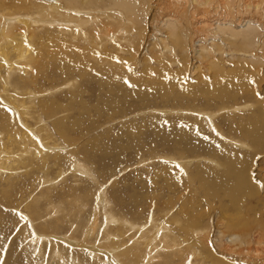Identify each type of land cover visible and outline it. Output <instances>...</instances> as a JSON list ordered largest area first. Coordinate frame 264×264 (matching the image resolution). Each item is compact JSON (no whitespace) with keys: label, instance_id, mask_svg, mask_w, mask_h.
I'll use <instances>...</instances> for the list:
<instances>
[{"label":"rangeland","instance_id":"rangeland-1","mask_svg":"<svg viewBox=\"0 0 264 264\" xmlns=\"http://www.w3.org/2000/svg\"><path fill=\"white\" fill-rule=\"evenodd\" d=\"M257 1L263 8L264 0H230L225 3L228 5L223 10L213 1L215 6L214 9H210L211 11H207L205 6L206 11L203 7L193 12L188 7L192 4L190 0H152L150 18L144 17L147 29L144 39L140 40L134 35L125 36L126 40H131L130 45L126 46L116 42V35H111L98 49L93 50V53L91 49L94 47L81 42L80 38L73 37L71 32L59 33L54 28L37 30L38 37L43 39L41 42L33 43L34 50L40 49L41 57L37 63H30L28 69L27 65L25 66L18 59L16 65L19 68L15 67L10 74L9 85L3 87L0 81V107L3 109L0 131L4 135L11 132L10 123L5 115L19 119L16 107L8 100V96L14 95L12 99L18 103L28 94L29 89L32 90L33 95L37 94L36 97L41 99V102H50V106L49 102L46 104L42 102L43 107L46 108L45 112L38 111L45 125L49 127L50 136L54 137L47 149L51 157L47 159V167L40 171L36 170L39 167L38 159L36 161L28 158L30 161L27 164L28 169L24 170L25 165L22 162L15 161L16 164H13L16 169H22L17 176L10 175L8 169L0 174V264H58L51 262L52 254H62L67 263L81 260V264L92 262L97 264L100 260L102 264H110L113 260L116 264L121 262L128 264L122 257L115 259L112 254L114 251L99 246L102 241L97 244V238L102 236L101 238L104 239L107 235L106 231L103 235H99L100 230H104L101 216L96 215L99 223L94 226V234L84 236L83 231L89 225V220L97 210L100 211V208L94 207L100 191L106 192L110 211L125 216L137 227L143 228L141 232L140 229L135 228L133 230L135 235L130 232L129 240H141L140 238L143 241L151 240V234L156 232L157 225L161 222L173 231L177 229L175 221L173 222L174 217L182 220L186 218V214L200 211L202 221L200 227L206 228V235L210 236L200 241L206 247L205 252L199 249L201 256L199 254V256H191L193 261L190 264H202L201 261L204 262L203 264H211L208 256L212 254L217 260L223 261L222 264L226 262L264 264V238H262L264 232L256 233L258 224H254L249 232L251 235L248 236V246L243 243V236L238 238L244 247L240 249L230 247V242L233 241L229 235L235 231L227 226L228 218L230 216L238 218L239 210L242 209L258 212L261 215L259 222L264 224V145L256 135L238 132L240 128L242 130L252 128L258 132L264 130V72H262L264 71V27L260 26L257 30L259 46L248 47L250 50L246 49V52L240 48L241 38L238 35H233L230 30L225 32L226 29H223L224 31L215 29L218 20L224 23L226 19H232L234 27L239 28L247 18L255 14L258 16L255 18H261L260 23L264 24V14L262 13V17L257 15L252 6ZM41 2L43 0H38L37 3ZM50 2L57 0H44V3ZM167 2L170 3L167 5ZM246 3L251 7L245 8ZM98 4L101 8L98 6L99 11L93 13L98 12L99 23L106 12L117 16V13L112 12L110 8L102 9L105 8V0H101ZM60 5L65 8L63 2ZM5 6H9L14 13L19 12L16 0H0L2 12ZM179 7L181 8L178 10L184 9V12L182 11L184 16L182 24H184L177 34L187 45L186 54L176 46L175 38L167 36L164 27L167 18L173 17V9ZM216 8L223 16H217ZM89 10L92 11L93 8ZM2 12H0V20L5 22ZM34 17L32 16L33 19ZM123 20L124 24L130 25L131 20L126 16ZM205 21L208 26L206 25L207 28L204 26L202 30L200 24ZM122 24L115 25L117 27L114 26L113 31L118 32L122 28L118 26ZM0 27L4 28L1 24ZM82 31L86 33V26ZM120 33L117 37H121ZM210 37L214 38L216 46H212ZM160 38H163V41ZM20 41L25 48L26 38ZM60 42L71 46V51L79 48L71 58L72 61L71 59L69 62L58 61V56L54 55L56 59L51 56L58 51L63 52ZM203 44L209 48L212 55L206 57V60L205 57L200 59L196 56L197 51L204 48ZM251 58L258 64L253 65L251 60L247 61ZM38 64L41 70L37 68ZM0 67V80H6L8 68L6 65ZM36 68L38 72H35ZM25 73L31 76L38 75L35 83L37 87L31 88V84L26 85L20 80L21 77L26 76ZM116 92L117 97L119 93L132 94L129 99L121 103L118 100L117 105H112L113 108L120 110L112 112L111 105L106 104L101 95L108 94L109 99H112ZM26 122L21 120L22 126L17 121L18 126L14 128L12 134L16 137L15 130L19 131L24 127L26 130L23 129L20 133H27L28 136H24L25 141L33 139L37 142L36 121L28 118ZM155 122L162 123L167 131H171V141L154 142L149 138ZM176 129L187 135L190 134L189 137L191 135L193 138L201 137L199 140L198 138L193 140L191 149L186 151L185 144L179 142V135L173 133ZM33 134L37 136L31 137L30 135ZM65 134L66 140H63L61 135L65 136ZM241 144H244L243 147ZM38 145L37 149L42 151L43 147ZM117 147L118 152L115 151ZM16 148L12 145L10 149L15 152ZM98 148L100 151L108 149L111 153L101 154L97 152ZM217 148L225 149L232 157L238 155L237 160L240 158V161L244 162L236 163V166L245 171L246 176L250 178L244 192L239 196L240 209L231 203L230 196L225 195L224 188H213L217 183L218 175L229 169L227 165L229 161L214 151ZM32 150L36 152L34 148ZM91 154L96 155L87 156ZM72 156L78 162L82 161L81 164L90 170L91 175L85 176L73 169ZM247 165L250 167L247 168ZM9 176L14 185L5 188L4 180ZM41 177L51 179V184L48 186V182L46 184L40 180ZM229 181L230 176L223 177L221 185L224 186ZM23 185L26 186L23 188ZM40 190L55 191L51 192V202L41 196ZM80 196L81 199L85 198L87 205L85 204L86 206L82 207L79 213L77 208L74 210L72 208L75 201L81 200ZM56 205L57 207L61 205L62 208L58 209H63L66 213L58 212ZM28 206L31 208L27 209ZM52 206L57 210L54 211ZM33 208L36 212L28 214ZM73 211L76 215L72 214ZM49 212L51 215H47ZM204 212L208 214L205 215ZM78 216L81 217L79 224L82 225L83 231H80L81 228L78 226ZM253 217L255 223L254 214ZM151 219L155 222L150 223ZM137 229L138 232L135 233ZM75 230L77 232H74ZM33 238H37L38 243L30 242ZM40 240L43 241L39 243ZM93 240L95 244L92 243ZM107 242L108 240L104 239L103 243ZM33 245L41 248L40 255H32ZM144 246H139L136 256L140 264L163 262L162 258H159L160 253L157 252L160 250L159 247L148 245L147 248L145 244ZM85 248L95 249L99 258L89 259ZM146 250H150V253ZM78 253L83 254L84 257ZM138 257L141 259L139 260ZM149 258L150 263L147 261ZM174 261L177 264L181 259Z\"/></svg>","mask_w":264,"mask_h":264},{"label":"bare ground","instance_id":"bare-ground-1","mask_svg":"<svg viewBox=\"0 0 264 264\" xmlns=\"http://www.w3.org/2000/svg\"><path fill=\"white\" fill-rule=\"evenodd\" d=\"M60 1L65 4V8L61 7ZM100 1L101 0H57V2L44 3V0H43V2L37 3L38 0H16V7L19 8L18 13L12 12V10L9 6H5V9H3L4 10L3 12H2V10H0V12H2V18H4V20H5V22H2L0 20V24L4 27V28L0 27V63H1L0 65H2V66L6 65L8 68V70L6 72V80H0L1 83L3 84V87H7L9 85L8 84V82H9L8 78L10 77V74L13 72L14 68L15 67L19 68V66L16 65V62L18 59H20L22 61V63L25 64V66L27 65L26 68L29 69V64L32 62H34L36 64L37 61L39 60V58L41 57L40 49L34 50L33 43L36 41L41 42L43 40L40 37H38V32H37V30H40L42 28H46V29L54 28L59 33L71 32L73 34V37L80 38L81 42H83L86 45H89L91 47H94V49H91L92 53H93V50L98 49V47L101 45V43L105 42L108 39V37L111 35H116V37H115L116 42L119 44H124L126 46L130 45L131 40H129V41L126 40L125 36L130 37V36L134 35V36H136V38L139 37L138 39H140V40L145 38V35H147V29H146V26L144 24V17L146 16V17L150 18L149 14H150V11L152 8L151 7V3H152L151 1L152 0H140V1H137V0H105V3H106L105 8H102V9L110 8V10L112 12H114L115 14L117 13V16L114 14H109L106 12V13H104L105 17L99 23L98 12L96 14L93 12L96 10L99 11V9H97V7L99 6L98 3ZM182 1H184V0H182ZM190 1L193 5L190 4L188 6L189 10L195 12L196 9L203 8L205 6H207V11L210 9L212 10V9H214L216 2H217L216 5L218 7L220 6V8L223 10V9L227 8V5H228V4L226 5L225 3L229 2L230 0H217V1H215V0H190ZM213 1L215 2V4ZM157 2H159V1H157ZM169 3L167 2V5ZM177 3H178V1L176 2V4ZM158 4H160V2ZM171 4H173V2ZM167 5H166V7H168ZM159 6H161V5H159ZM252 6H253V9H255V13H257V15L262 17L264 14V7L261 8L260 3L258 1L255 2ZM182 7H186V6H182ZM250 7H251L250 4L246 3L245 8L248 9ZM91 8H93L92 11L89 10ZM180 8L181 7L173 9V12H172L173 17L170 19L167 18V22L165 23L164 27H165L167 36L175 38L176 41L175 40L174 41L176 43V46L179 48V50L181 49V51L184 54H186V52H187L186 46L187 45H186L185 41H182L184 39L182 38V40H181V38L177 34L178 30H181L182 26L184 24V23L182 24V20L184 18L182 11L184 12V9L182 11L178 10ZM217 8L215 9L216 11H217ZM205 9H206V7L204 8V10ZM100 12H102V11L100 10ZM212 12H214V11H212ZM219 12H220V10L218 9V11H217L218 17L220 15H222ZM212 15H214V14H212ZM32 16H35L34 19L32 18ZM100 16H101V14H100ZM125 16L131 20V23L129 26L127 24L123 23L124 22L123 19ZM249 16H250V14H249ZM88 17H91V18L88 19ZM255 17H258V16H256V14H255V16L253 15V16L247 18L242 23V25L239 26V28L234 27L233 21H231L232 19L231 20L230 19H226V20L223 19V20H225L224 23H221V21L219 22V20H218L215 29H218L219 31H220V29H222V30L226 29L225 32L230 30L231 31L230 33H232L233 35H238L241 38L240 48L245 51L246 49H248V47L252 48L253 46L255 47L258 45V41H257L258 31L257 30H259L258 28L260 26L264 27V24H262V22L260 23L261 18L259 19V18H255ZM215 19H216V17H215ZM238 21H240V20H238ZM238 23H240V22H238ZM255 23H257L258 25ZM93 24H95V25H93ZM118 24H122V25L118 26L119 28L120 27H122V28L118 32L115 33L113 31V27L115 25H118ZM206 25H207L206 21L204 23H202V25L200 24V27L202 28V30H203L204 26L206 27ZM85 26L87 28L86 33H84L82 31V28ZM115 27H117V26H115ZM211 27H212V25H211ZM118 33H120L121 37H117ZM180 36H182V35H180ZM22 38H26V41H25L26 47L25 48H24L23 42L20 41ZM160 39L162 40L163 38H160ZM160 39H158V40H160ZM209 39H210L213 47L217 45L213 37H210ZM136 41H137V39H136ZM141 42L143 43L144 41H141ZM141 42H139V44ZM231 43H233V42H231ZM61 44L63 46V52L58 51L55 54H52L51 56H53L55 59L58 56L59 57L58 61L64 60L65 62L66 61L69 62L70 61L69 59L74 57V55L78 51L77 49H79V48L72 49V51H71V46H69L67 44H63V43H61ZM203 46H204V48H200L197 51L196 56L200 59H202V57H205V60H206V57H209V55L210 56H212V55L210 53L209 48L207 46H205L204 44H203ZM22 48H24V49H22ZM166 48H167V46H166ZM248 50H250V49H248ZM235 58H237V57H235ZM242 58L244 59V57H242ZM242 58H240V60ZM253 58L247 59V61L249 60L248 62H250V60H251V63L253 62L252 63L253 65H254V63L257 65L258 63L256 62L255 59H254L255 60V62H254ZM232 59H234V57H232ZM71 61H72V59H71ZM251 63H250V65H252ZM37 68H39L41 70V67L39 66V64H38ZM37 68H36L35 72H38ZM262 72H264V71L262 70ZM25 75L26 76L21 77L20 80L25 82L26 85H27V83L31 84L32 85V86H30L31 88L37 87V84H35V83L37 81L38 75L35 74V75L31 76L27 73H25ZM1 83H0V85H1ZM136 88H138V87H136ZM223 92L224 91H222L221 94H223ZM27 93L28 94L25 97L23 96L24 99H22L21 102H18V103H15L14 100L12 99L14 97V95L8 96V100L16 107L17 116L19 119L10 118V117L5 115V118L10 123L11 132L4 135L0 131V146H1L0 147L1 148V150H0V152H1V155H0V174L4 173L5 169H8L9 170L8 173L10 175H12V176L16 175L17 176L18 173H20V171L22 169H19V168L16 169V167L13 166V164H16L17 162H22L25 165L24 170L28 169L29 166L27 164L30 162L28 158L36 159V161L38 159L39 167H37L36 170L40 171L41 169H44L47 167V159L49 157H51V155L47 152V149H48V145H50L52 143L50 141H53L54 137L50 136L49 127L47 125H45V123L43 122V119L41 118L39 111H38V110L43 111V112L46 111V110H44V109H46L45 106L43 107V104H42V102H45V101L41 102L40 101L41 99L39 100L37 98L38 95L37 94L33 95L34 92L30 89ZM125 93H126L125 95H124V93H122V94L119 93V96L117 97L118 94L116 92V94L113 96L114 98H112V99H109L108 94H104V95L102 94L101 97L106 104H109L112 107V105H117L118 100L121 103L123 100L129 99L130 94H132L130 92H125ZM15 97H17V96H15ZM72 97H74V96H72ZM47 102H49V101H47ZM47 102H45V104ZM49 106H50V102H49ZM83 107H84V105H83ZM243 109H245V108H243ZM110 110L112 112L120 111L119 108H115V107L110 108ZM2 111H3V109L0 107V122L1 123H3V115L1 113ZM70 113H71V111H70ZM23 117H24V119H23ZM28 118L36 121L35 122L37 124L36 129H38V140H36L37 142H35L33 139L26 142L24 139V136L27 135V133L26 134L20 133L21 131H23V129H25L24 127H22L23 125L21 124V120H24V123H27L26 121H28ZM17 121L22 125L21 127L23 129H19V131H18V129H16L15 131L17 132V134L15 137L14 134H12V132H13L14 128L18 126ZM195 122H193V123H195ZM57 125H55V126H57ZM211 129H213V128H211ZM194 130H192V131L194 132ZM175 131H177V132H175ZM175 131H173V133H176L179 135V142H183L185 144V150L186 151H189L191 149V143L193 140H195L197 138L199 140V137H201V136H199V137L196 136L193 138V137H191L192 135L189 137V135H190L189 133H188L189 135H187L180 130L176 129ZM238 132H240V133H251L253 135H256L258 138H260L261 144L264 145V130H261V132H258L252 128H245L244 130H242V128H240V129H238ZM171 134H172L171 131H167V128L165 125H163L162 123H159V122H155V123H153L152 130L149 133V138L154 142H157V140L171 141V139H170ZM11 136H13V137H11ZM30 136L35 138L37 135L33 134ZM193 136H194V134H193ZM61 137L63 140H66V134H65V136L61 135ZM203 139H204V137H203ZM37 143L41 147L44 148V149L43 148L41 149L42 151H39L37 149V147H36L38 145ZM70 143H73V142L70 141ZM7 144H9V145L7 146ZM17 144H19V145H17ZM12 145L17 147L16 148L17 151L14 152L13 151L14 148L10 149ZM211 145H212V147H214L213 144H211ZM243 145L244 144H241L242 147H243ZM209 146H210V144H209ZM73 147H75V146H73ZM85 147H86V145H85ZM33 148L36 151L35 153H34V150H32ZM87 151H89V150H87ZM115 151L118 152L119 148L117 147ZM209 151L212 152V150H210V149H209ZM214 151L217 152L221 157H223V159H226L229 161V163L227 164V165H229V169H228V171H225V173L218 175L219 177H217V183L214 185L213 188L214 189H219L221 187L224 188L225 195L227 197L230 196L231 203L240 209L241 206H240V202H239V196H241L242 193L244 192L245 186L247 185V182L249 181L250 178H248V176H246L245 171L240 170V168L236 166L237 162H242V161H240V158H239V160H237L238 155H236V156L233 155L234 157H232L230 152L226 151L223 148H217V149H214ZM97 152H99V153L101 152V154H108L110 151L108 149L107 150L104 149L103 151H100V149H99ZM54 153L56 154L57 152H54ZM90 153H88V154H90ZM16 154H18L19 157ZM77 154H79V151ZM83 155H86V153H83ZM95 155L96 154H91V155H87V156H95ZM83 157H86V156H83ZM73 158H75V157L72 156V159ZM15 161H16V163H15ZM100 161L102 163V159H100ZM84 162L85 161H83V163ZM81 163H82V161L78 162L76 159H73L72 160V168L77 170V171H80L85 176L91 175L90 170L88 168H86L85 165H83ZM243 163L244 162H242V164ZM86 166H88V165L86 164ZM248 167H250V166L247 165V168ZM247 168H246V170H247ZM31 170H33V168ZM40 175L42 176V174H40ZM30 176H27V177H30ZM229 176H230L229 183H226L224 186H222L221 185L222 184V178L223 177H229ZM35 178H36V176H35ZM92 179H94V178H92ZM40 180L44 181L45 183L48 182V184L46 183L48 186L51 184V182H50L51 179H43L41 177ZM38 184H40V183H38ZM13 185H14V183H13L10 176L4 180V187L5 188H10ZM25 186L23 185V188ZM40 187H41V185H40ZM66 187H67V185H66ZM49 190H51V189H49ZM40 191L42 193L41 196L46 198L48 200V202H51L50 197H51V192L53 190L52 191L40 190ZM22 192L23 191H20V193H22ZM53 192H55V191H53ZM104 192L105 191H100V193L98 192L97 197L95 199L96 201H95L94 207H96V209L100 208V211L97 210L94 213L93 217H91V219L89 220V225L84 228V231H83L82 225L79 224V222H81V221H79L81 219V217L78 216L79 217L78 226L81 228L80 231L84 232L85 237H87L88 235L92 236L94 234L95 224L99 223V222H97L98 217H96V215L101 216L102 217L101 219L103 222L102 227H104V230L101 229L99 232V235H103L106 231L107 235H105L104 239H107L108 242L106 244H104L103 243L104 239H102L101 238L102 236H101L100 238H97V244H99L102 241V244H99V246L101 245L107 249H110L111 251H114V252H112V254L115 256L114 257L115 259L122 257V258H124L126 263L128 262V264H140L141 262L137 261L136 256H138L139 246L140 245L144 246V244L147 246V248H148V245L150 247H153V245H154L155 248H157V247L160 248L159 251H157V249H155V250L160 253V254H158V253H156V254L160 255L159 258H162L163 262L161 264H175L176 263L174 261L175 259L176 260L181 259L180 263L177 262V264H190L191 261H193L191 259V256L194 257L195 255H197V256L200 255L199 249H201L205 252L206 247L203 246L200 241L202 239H205V237L209 238L210 235H206L207 234L206 228L200 227L201 226L200 223L202 222L201 218H200V216H201L200 211L195 212V214H186L185 213L186 218H184L182 220H177L174 217L173 222L175 221L174 224L176 225L177 229H175L173 231L169 230L170 227H168V225L161 222L160 224L157 225L158 227L156 229V232L151 234V240H144L143 241L142 238H140L141 240H139V239L138 240L137 239L136 240H129V239H131V235H129L130 232L133 235H135L134 231H133L135 228L140 229V232L142 231L143 228L137 227V225L134 222L127 219L125 216L114 214L112 211H110L109 210V202L107 201V197L105 195L106 192L105 193ZM24 193H26V192L24 191ZM66 193H68V192H66ZM88 196H89V194H88ZM80 199H81V196H80ZM82 199L74 202V208H72V210L77 208L79 213H80V211L82 210V207L87 205L86 204L87 201H84L85 198H82ZM45 203H47L46 200H45ZM57 205H56V207H57ZM60 206L61 205H59V207ZM53 207L54 206H52V209H54V211H56L59 208V207H57V209H56V207H54V208ZM30 208H31V206L27 207V209H30ZM60 208H62V207H60ZM33 209L31 210L32 212L29 210L30 212L28 214L36 212L35 209L34 210ZM58 212H60L61 214L66 213V211L63 209H58ZM50 213L51 212H49V214H47V215H51ZM75 213L76 212L73 211L72 214H75ZM204 214H205V212H204ZM207 214H205V215H207ZM239 214H240V216L238 218L230 216L228 218L229 222H227V226H229L231 229H233L235 231V232L231 233V235H229L231 237L230 239L233 241V242H230V247H232V246L234 248L237 247L235 249H240L241 247H243L242 242L240 243L238 241V238L241 236H243V238H244L243 243H245L246 245H247V243H249L248 242L249 241L248 236L251 235V234H249V232H251V230L253 229L254 224H258V226H257L258 232H256V233L259 234L261 232H264V224H260L259 218L261 215H259L258 212H256V211L251 212L250 210H245V209L243 210L242 209V210H239ZM253 214L255 216V223H253V221H254ZM54 215H56V214H54ZM78 217H76V218H78ZM203 218L204 217H202V219ZM65 219H66V217H65ZM57 221H59V220H57ZM154 222L155 221L153 219L150 220V223H154ZM75 224H77V223L75 222ZM138 229H137V231H135V233L138 232ZM226 230H228V229H226ZM74 232H77V231L75 230ZM138 235L136 238H138ZM126 238H127V240L125 241ZM262 238H264V236H262ZM36 239L37 238H33V240L30 242H34V241H36ZM152 240L154 241V243ZM41 241H43V240H40L39 243H41ZM36 242L38 243V241H36ZM92 243L95 244L94 240ZM137 244H139V245H137ZM155 244H156V246H155ZM37 246L33 245V249L31 251L32 255L38 256L41 254V248L39 246L38 247ZM92 248H93V245H92ZM92 248H87V249L85 248L87 250V252H86L87 256L89 255V259H98L99 256H98L97 251L95 249L93 250ZM144 249H146V247ZM149 249H151V248H149ZM146 251H148V250H146ZM211 252H209V253H211ZM152 253H153V251H152ZM78 254H80L82 257H84L83 254H81V253H78ZM109 254L107 253V255H109ZM106 257L107 256H105V258ZM187 257L189 258L188 260H187ZM71 258H70V260H71ZM208 258L210 259L211 264H222V263H224L223 261L217 260L215 258L214 254H212L211 256H208ZM109 259L110 258L108 257V260ZM138 259L140 260L141 258L138 257ZM51 260L50 261L52 263L57 262L58 264H81V262H82L81 260L80 261L75 260L72 262L69 261L67 263V261L64 259L62 254H60V255L52 254ZM147 261L150 263V258ZM159 261H161V260H159ZM195 261H196V259H195ZM201 263L203 264L204 262L201 261ZM86 264H96V263L92 262V263H86ZM97 264H102V262L99 260V263H97ZM110 264H116V262H114L112 260V262ZM143 264H145V263H143ZM151 264H153V263H151ZM226 264H233V263L226 262Z\"/></svg>","mask_w":264,"mask_h":264}]
</instances>
